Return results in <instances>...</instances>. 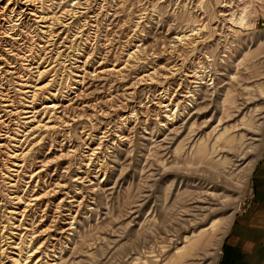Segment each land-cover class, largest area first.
<instances>
[{
  "label": "rangeland",
  "instance_id": "rangeland-1",
  "mask_svg": "<svg viewBox=\"0 0 264 264\" xmlns=\"http://www.w3.org/2000/svg\"><path fill=\"white\" fill-rule=\"evenodd\" d=\"M25 1L0 0V264H216L264 157V0Z\"/></svg>",
  "mask_w": 264,
  "mask_h": 264
},
{
  "label": "crops",
  "instance_id": "crops-1",
  "mask_svg": "<svg viewBox=\"0 0 264 264\" xmlns=\"http://www.w3.org/2000/svg\"><path fill=\"white\" fill-rule=\"evenodd\" d=\"M216 264H264V157L255 171L250 205L232 225Z\"/></svg>",
  "mask_w": 264,
  "mask_h": 264
},
{
  "label": "bare ground",
  "instance_id": "bare-ground-1",
  "mask_svg": "<svg viewBox=\"0 0 264 264\" xmlns=\"http://www.w3.org/2000/svg\"><path fill=\"white\" fill-rule=\"evenodd\" d=\"M36 2H40V0H26L25 1V4L27 5V6H33L34 7V4H36ZM10 3L11 2H9L8 3V6L10 5ZM41 3V2H40ZM230 8V7H229ZM5 9V8H4ZM9 9V8H8ZM29 11V12H28ZM38 11V9L36 8V10H35V12H37ZM26 12H28V13H26ZM40 11H38L37 13H34V11L33 10H31V9H29V8H26V9H24L22 12H20V13H16V11H14L13 13H16V16L15 17H20L21 16V18L20 19H18V20H16V21H21V19L24 17V16H26V15H31V16H34V17H36V18H38V20H39V22H44L45 20H47L48 19V17H46V15H38V13H39ZM42 14H44L43 12H42ZM234 19V18H233ZM49 20V19H48ZM11 22H13V20L11 21ZM25 60L26 61H30V62H32V60L30 59L29 60V56H26V58H25ZM31 66V65H30ZM14 68V67H13ZM15 74V73H14ZM1 95V94H0ZM6 95V94H5ZM2 96V95H1ZM4 96V95H3ZM10 95L9 94H7L6 95V97H7V100H5V102L6 101H10V97H9ZM3 100V99H2ZM11 103H12V101H11ZM12 106V104L11 105H5V106H2V107H6V108H10ZM50 109H58V107L56 108V106L55 105H50V107H49ZM1 112H2V110H0V123H4V121H2V119H3V117L5 116H2L1 115ZM9 112H11L12 113V111H9ZM31 113H36V112H29V111H26V112H24V114H28V117H27V119L29 118V119H31L32 117H34L35 116V114L33 115V116H29V114H31ZM41 126V125H40ZM47 127V126H46ZM46 127H44V128H46ZM50 128V127H49ZM48 129V128H47ZM28 208V207H27ZM25 212V211H24ZM203 234V233H202ZM39 262V261H38Z\"/></svg>",
  "mask_w": 264,
  "mask_h": 264
}]
</instances>
